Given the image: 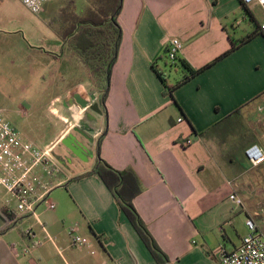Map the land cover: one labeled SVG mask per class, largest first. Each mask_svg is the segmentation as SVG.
Wrapping results in <instances>:
<instances>
[{"label":"crops","instance_id":"obj_1","mask_svg":"<svg viewBox=\"0 0 264 264\" xmlns=\"http://www.w3.org/2000/svg\"><path fill=\"white\" fill-rule=\"evenodd\" d=\"M23 7L34 17L30 30L40 44L35 52L49 65L39 70V82L69 86L48 106L57 134L44 148L53 146L55 153L77 127L92 128L93 143L82 158L66 146L63 154L74 159L69 162L84 158L83 163L75 161L70 170L58 157L60 172L49 178L56 210L41 204L36 218L19 220L31 224L27 230L10 221L12 229L0 237V264H157L111 190L91 174L99 156L113 169L130 172L126 186L139 188L133 204L171 264H219L220 246L236 250L249 233L248 219L264 235V163L254 167L245 154L253 145L264 150V18L256 19L242 0H124L105 113L103 83L64 38L70 28L65 6L49 0L40 14ZM245 12L256 25L253 32L243 26ZM172 38L184 44L180 59L200 71L186 81L189 71L166 58ZM168 69L178 72L169 78ZM78 91L88 107L78 104ZM94 104L100 112L91 109ZM187 139L193 144L185 146ZM56 185L64 190L54 191ZM8 200L6 191L0 212L9 211ZM6 224L0 213V230ZM75 225L89 239L87 246H73ZM33 239L42 246L31 247Z\"/></svg>","mask_w":264,"mask_h":264},{"label":"rangeland","instance_id":"obj_2","mask_svg":"<svg viewBox=\"0 0 264 264\" xmlns=\"http://www.w3.org/2000/svg\"><path fill=\"white\" fill-rule=\"evenodd\" d=\"M87 1L51 0V4L56 7L65 6L63 13L66 14L70 12V9L82 13L88 6ZM250 7L253 9L256 19L264 18L262 7L254 5ZM245 14L246 19L243 26L248 32H253L256 25L251 14L248 12ZM24 20L25 25L22 23ZM33 21V15L28 13L18 0H0V108L5 111L7 119L23 133L25 139L33 141L35 145L43 149L44 145L57 134L50 118L48 106L53 97L65 93L69 86L68 83L52 85V83L42 84L39 82L42 75L39 70H43L49 65L38 58L35 52L40 44L34 40L31 34L30 25ZM42 47L46 50L45 46ZM53 70L56 72L57 65L53 64ZM168 72L167 77L170 78L176 75L178 70L168 69ZM47 73V78L50 79V71ZM69 73L72 75L74 72L70 70ZM57 87H63V90H59ZM31 126L35 130L34 134H32ZM65 150L66 145L62 142L57 145L55 153L53 152L57 162L59 161L58 157H61V162H65L63 167H68L71 170L78 164L75 161L83 163L84 158L77 159L73 163L69 162L70 159H74L64 155ZM90 160L88 162H93L92 159ZM91 168L93 171L94 165ZM61 189L64 190V187L54 186V191ZM3 195H6V191L0 189V196ZM11 205L16 209V202L12 201ZM29 225L31 224L27 225L23 219L15 228L20 231L27 230Z\"/></svg>","mask_w":264,"mask_h":264},{"label":"built area","instance_id":"obj_3","mask_svg":"<svg viewBox=\"0 0 264 264\" xmlns=\"http://www.w3.org/2000/svg\"><path fill=\"white\" fill-rule=\"evenodd\" d=\"M20 1L31 13L40 14L49 0ZM242 2L246 6L258 5L264 10V0ZM260 31L264 35V22L260 25ZM183 49L184 44L178 38H172L167 42L166 58L172 66L177 64ZM192 144L191 139L184 142L185 146ZM53 152V146L41 149L25 140L22 132L7 119L5 111L0 108V187L12 196V199L6 202L8 212L14 214L11 225H16L23 217L36 218L41 204H46L48 210H56V203L49 199L53 190L49 178L60 172ZM245 154L254 167L264 163V150L259 145L250 146ZM230 199L239 206L243 205V201L235 194H231ZM12 201L16 202L14 210L11 209ZM247 227L249 233L236 250L228 252L225 246H220L219 264H264V235L253 219L247 220ZM34 235L32 230L27 231V236L31 239L35 237ZM70 236L73 246L78 248L85 247L90 242L80 233L79 225L70 229ZM42 244V240L33 239L31 247L39 248Z\"/></svg>","mask_w":264,"mask_h":264},{"label":"trees","instance_id":"obj_4","mask_svg":"<svg viewBox=\"0 0 264 264\" xmlns=\"http://www.w3.org/2000/svg\"><path fill=\"white\" fill-rule=\"evenodd\" d=\"M88 3L89 6L82 15L77 14L73 9H70L68 14L63 13L64 21L67 20L70 24V28L64 38L71 39V46L77 56L103 83L100 103L103 111L107 113L106 100L109 92V83L113 66L118 58L123 35L118 17L123 9L124 0H88ZM256 33H259L258 30ZM177 63H180L191 74V76L184 79L185 81L200 72L194 70L180 58ZM159 76L167 92H171V87L168 86L167 80L161 72H159ZM102 140L103 136L99 140L98 150ZM91 174H98L111 190L157 264H171L168 256L159 247L133 204V199L138 195L139 188L135 187L134 184L130 187L126 186L127 177L131 175L130 172H120L113 169L99 156ZM0 213L7 222L6 226L0 230L1 237L12 229L9 222L13 220L14 214L9 213L8 210H2Z\"/></svg>","mask_w":264,"mask_h":264},{"label":"water","instance_id":"obj_5","mask_svg":"<svg viewBox=\"0 0 264 264\" xmlns=\"http://www.w3.org/2000/svg\"><path fill=\"white\" fill-rule=\"evenodd\" d=\"M79 94H81L80 91L74 94L78 104L83 108L88 107L89 102L83 97H79ZM92 98L95 97L93 96ZM91 109L100 112L99 104L92 105ZM74 132L75 134H72L69 138L63 140V143L70 148L75 156L82 158L88 153L89 145L93 143V139L89 135L93 132V129L88 126V129L85 131L84 129L77 127L74 129Z\"/></svg>","mask_w":264,"mask_h":264},{"label":"bare ground","instance_id":"obj_6","mask_svg":"<svg viewBox=\"0 0 264 264\" xmlns=\"http://www.w3.org/2000/svg\"><path fill=\"white\" fill-rule=\"evenodd\" d=\"M75 108V107H74ZM73 110V109H72ZM75 117V116H74ZM76 119H78V118H76Z\"/></svg>","mask_w":264,"mask_h":264}]
</instances>
